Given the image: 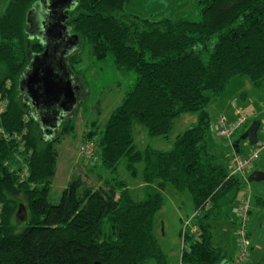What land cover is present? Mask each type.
Returning a JSON list of instances; mask_svg holds the SVG:
<instances>
[{
	"label": "trees",
	"instance_id": "obj_1",
	"mask_svg": "<svg viewBox=\"0 0 264 264\" xmlns=\"http://www.w3.org/2000/svg\"><path fill=\"white\" fill-rule=\"evenodd\" d=\"M39 1L9 0L0 17V264H169L155 232L168 186L189 192L203 214L192 223L198 234L185 236L183 264L221 263L227 252L214 243L207 221L224 202L234 201L245 182L230 177L231 160L212 154L208 108L235 78L264 87V0H198L196 22L127 15L130 0H80L67 12V27L83 49L68 57V68L78 65L85 46L92 59L111 55L120 74H135L138 81L104 130L89 135L105 170L102 185L73 178L55 205L50 203L58 162L54 146L62 134L42 140L18 89L32 54L43 51L28 25ZM188 114L197 117L195 125L168 152L136 148L135 124L152 138L168 140L175 122ZM252 123L242 127V135ZM234 142V153L244 154L241 142ZM123 161L132 176L142 172L145 200L135 201L117 176ZM259 161L264 164V151L254 166ZM21 205L24 222L16 216Z\"/></svg>",
	"mask_w": 264,
	"mask_h": 264
},
{
	"label": "rangeland",
	"instance_id": "obj_2",
	"mask_svg": "<svg viewBox=\"0 0 264 264\" xmlns=\"http://www.w3.org/2000/svg\"><path fill=\"white\" fill-rule=\"evenodd\" d=\"M8 4L9 0H0V17L5 13ZM124 12L130 16H138L154 21L164 18L172 20L184 19L195 22L201 20V7L198 4V0H130ZM216 40L214 38L211 41V46L215 44ZM78 46V50L75 51L76 54L81 53L83 50H81V43ZM81 55H79L80 59L78 58L80 60L78 65L74 69L69 65L71 70L68 68L75 77L72 78L77 101L64 117V120L66 118L70 120L69 124L66 125L67 127H64V121L62 122L63 124H60L61 129H59L58 133L62 135L58 139L59 142L54 146L58 153L57 174L52 182L50 196V203L54 205L60 202L63 192L73 178L80 177L90 186H94V188L102 185L99 175L104 174L103 171L105 170L97 164V143L91 141L89 137L93 136L89 135L92 134V130L96 132L104 130L114 111L121 105L127 93L135 87L138 81V77L135 74L127 76L120 74L116 70L114 59L111 55L103 61H97L89 56L85 46ZM68 64L66 60L67 67ZM74 82L78 84L79 91L78 86ZM208 111L212 120L209 132L211 152L213 155L223 156L226 161H229L233 157L231 146L238 136L243 134V130L232 136L230 141H227L219 136L217 120L223 117L232 122L238 117L236 115L237 111H241L248 117L246 123H251V120L253 122L258 120L261 127V123L264 121V87L256 89L247 78H235L228 86L226 92L213 101ZM193 117L196 118V116L188 115L182 116V118L177 120L168 140L152 138L141 125L135 124L136 148L142 151L150 147L157 151L168 152L172 149L175 138L193 126ZM39 132L42 140L46 141L47 139L42 135L41 128ZM241 147L246 152L244 154H248L252 149L248 141H241ZM93 158H96V160H92ZM256 171L264 172L262 161H259L247 172L246 178ZM141 174L142 172L139 176L138 173L132 176L127 169L125 161L118 167L117 176L126 182L132 198L137 202L145 200L147 196V188L142 181ZM244 185L250 188L251 193L255 195L258 193L254 189H262L259 197H261V201L264 199V182H247ZM247 192L246 189L242 188L234 201L227 205L226 215L221 217V221L212 223L211 232L214 243L222 246L227 252L226 259L219 264L232 263V259L238 254L240 240L238 235L240 231L238 209ZM164 196V207L156 216V236L167 256L168 263L183 264L181 260L186 246V242L183 243L185 236L187 233L198 234L197 226L193 227V224H187L186 226V223L191 219L190 216L193 214L194 202L189 192L180 194L172 186L167 188ZM254 204L251 205L254 206ZM260 204L264 206V202L259 203L257 201L258 207ZM261 207L255 213L254 210L251 213L252 209L249 212L250 253L247 262H250V264H264V209ZM202 217L203 214H199L198 218ZM192 228H194V232H192ZM147 264L156 263L150 261Z\"/></svg>",
	"mask_w": 264,
	"mask_h": 264
},
{
	"label": "water",
	"instance_id": "obj_3",
	"mask_svg": "<svg viewBox=\"0 0 264 264\" xmlns=\"http://www.w3.org/2000/svg\"><path fill=\"white\" fill-rule=\"evenodd\" d=\"M79 1L40 0L28 19L31 38L40 37L45 52L43 55L34 56V60L27 66L21 79L19 89L29 90L32 101L36 102L41 110L42 118L51 114L52 124L58 121L62 112L67 114L77 101L72 74L68 70L66 60L78 50L80 44L78 37L67 27V12ZM24 78L27 80L23 81ZM259 129L260 122L254 121L241 141H248L250 146H256ZM241 141L236 142L235 145H239ZM248 182H264V172L253 173ZM16 216L22 222L26 220L27 212L23 205L19 207Z\"/></svg>",
	"mask_w": 264,
	"mask_h": 264
},
{
	"label": "built area",
	"instance_id": "obj_4",
	"mask_svg": "<svg viewBox=\"0 0 264 264\" xmlns=\"http://www.w3.org/2000/svg\"><path fill=\"white\" fill-rule=\"evenodd\" d=\"M236 115L238 116L236 120L229 122L227 119L221 117L217 120V129L219 136L223 139L230 141L232 136L237 134L242 127L246 124L248 120L247 115L244 112L237 111ZM255 148L251 150L248 154H237L233 155V169L230 173V177L239 176L241 179H245L247 172L254 166V164L259 160L260 154L264 151V121L261 123L259 140ZM2 210V204L0 202V213ZM251 210V198L250 194L245 196L242 204L239 209V226L240 231L238 235L240 236L239 240V250L235 259L230 264H245L248 261L249 257V247L250 239L248 237V222H249V212ZM199 212H197L187 223L191 225L193 220L198 218ZM194 228H192V232ZM185 232V231H184ZM184 238V236H183Z\"/></svg>",
	"mask_w": 264,
	"mask_h": 264
},
{
	"label": "flooded vegetation",
	"instance_id": "obj_5",
	"mask_svg": "<svg viewBox=\"0 0 264 264\" xmlns=\"http://www.w3.org/2000/svg\"><path fill=\"white\" fill-rule=\"evenodd\" d=\"M33 40H36L39 42L38 45L41 48H43V51L33 53L31 56V60H30L28 65H30L31 62L34 60L35 55H43L45 52V48L42 45V43L40 42V37H37ZM39 61H41V60H39ZM24 73H23V75H24ZM23 75H22V77H23ZM21 79L19 82V86L21 83ZM26 80H27V78L26 79L24 78L23 81H26ZM75 81H76V79H75ZM74 83H76V82H74ZM76 85L78 86L77 83H76ZM18 89H19V87H18ZM78 91H79V86H78ZM19 97H20L24 107H26L28 109V114L30 115L32 120L35 121L40 126L41 132H42V135L44 136V138H46L47 140L48 139L53 140L55 138V135L59 131L60 124L64 121V117H65L66 113L62 112L58 121L55 124L54 123L52 124L51 114H48L45 116V118H42L41 110L37 106L36 102L32 101V97H31L29 90H25L24 88H22L21 90L19 89ZM47 122H49V124H47Z\"/></svg>",
	"mask_w": 264,
	"mask_h": 264
},
{
	"label": "crops",
	"instance_id": "obj_6",
	"mask_svg": "<svg viewBox=\"0 0 264 264\" xmlns=\"http://www.w3.org/2000/svg\"><path fill=\"white\" fill-rule=\"evenodd\" d=\"M189 115V114H188ZM188 115H184V116H188ZM190 116H193V115H190ZM182 118V117H181ZM195 117H193V121H194V124H193V126L195 125V123H196V121H197V117L194 119ZM179 120V119H178ZM252 147V146H251ZM243 152H245L244 150H243ZM246 153V152H245ZM234 155V151H232V156ZM231 162L233 163V157L231 158ZM257 172V171H256ZM242 181L243 182H245V183H247L248 181H249V176H247V178L246 179H242ZM249 183V182H248ZM169 187V186H168ZM167 187V188H168ZM167 188H166V190H167ZM244 189H246L248 192L246 193L247 195H249L250 194V198H251V204H253V203H255L254 204V206L253 205H251V209H252V211H251V213L253 212V210H254V213L261 207L262 209H264L263 207V205H261L260 204V206L258 207L257 206V201H258V198H261V197H259V194H261L262 192H261V190L262 189H258V188H256V189H254L255 191H256V193H258L257 195H255L254 193L252 194L251 193V191H250V188H248L247 186H245L244 185ZM165 190V191H166ZM251 190H252V188H251ZM165 193V192H164ZM179 193V192H178ZM180 194H183V193H180ZM165 197V196H164ZM245 198V195H244V197H243V199ZM193 199V198H192ZM193 202H194V200H193ZM253 202V203H252ZM229 203L228 202H224L223 203V207L220 209V211L217 213V215L214 217V218H212V219H210L209 221H207V223H209L210 225H211V228H212V223L214 222V221H221V217H223V216H225L226 215V210H227V205H228ZM191 209V208H190ZM239 209H240V206H239ZM239 209H238V211H239ZM162 211V210H161ZM190 211V210H189ZM187 213H189V212H187ZM186 213V215H188ZM193 214L190 216L191 218L197 213L196 212V207H195V203H194V210H193V212H192ZM253 213V214H254ZM189 217V218H190ZM194 226H196V224H193V227ZM184 233V232H183ZM181 238H182V235H181ZM183 240V239H182ZM183 243H184V241H183ZM217 245V244H216ZM218 246H220V245H218ZM220 247H222V246H220ZM223 248V247H222ZM246 264H250V262H246Z\"/></svg>",
	"mask_w": 264,
	"mask_h": 264
}]
</instances>
